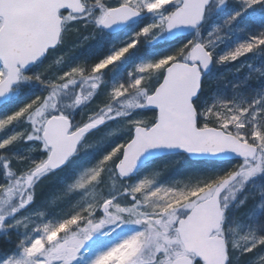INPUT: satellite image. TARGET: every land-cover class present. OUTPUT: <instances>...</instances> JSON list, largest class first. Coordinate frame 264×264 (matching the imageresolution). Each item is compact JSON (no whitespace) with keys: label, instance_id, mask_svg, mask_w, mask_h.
I'll return each mask as SVG.
<instances>
[{"label":"snow or ice","instance_id":"obj_1","mask_svg":"<svg viewBox=\"0 0 264 264\" xmlns=\"http://www.w3.org/2000/svg\"><path fill=\"white\" fill-rule=\"evenodd\" d=\"M0 264H264V0H0Z\"/></svg>","mask_w":264,"mask_h":264}]
</instances>
